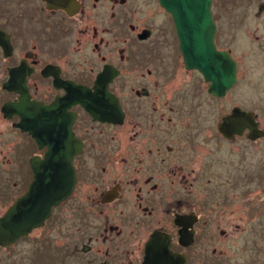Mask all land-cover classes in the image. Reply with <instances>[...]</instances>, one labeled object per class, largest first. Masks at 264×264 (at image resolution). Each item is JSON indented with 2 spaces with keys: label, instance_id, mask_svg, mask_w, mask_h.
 Masks as SVG:
<instances>
[{
  "label": "flooded vegetation",
  "instance_id": "obj_1",
  "mask_svg": "<svg viewBox=\"0 0 264 264\" xmlns=\"http://www.w3.org/2000/svg\"><path fill=\"white\" fill-rule=\"evenodd\" d=\"M185 72L221 98L186 67L160 0H0V218L24 202L47 153L68 154L74 174L45 224L0 250L62 224L51 246H65L67 264H156L154 240L171 264H264V171L232 158L264 136L221 133L244 108L216 122Z\"/></svg>",
  "mask_w": 264,
  "mask_h": 264
},
{
  "label": "water",
  "instance_id": "obj_2",
  "mask_svg": "<svg viewBox=\"0 0 264 264\" xmlns=\"http://www.w3.org/2000/svg\"><path fill=\"white\" fill-rule=\"evenodd\" d=\"M212 1L160 0V3L174 19L186 67L198 69L203 73L206 80L211 82L210 92L222 97L237 82V61L229 50L217 48V26L211 13ZM259 10H264V3L260 5ZM24 101L31 107L37 105L26 96ZM12 107L16 108V105ZM245 130L250 131L249 138L253 140L264 136L255 112L240 107H235L232 114L223 117L219 124V131L227 137L242 134ZM68 160L70 161L68 154L65 159L62 155L60 158H54L52 154L47 153L45 160L37 163L36 182L24 202L18 201L0 218L2 246L13 245L35 228L43 226L51 214L52 207L69 195L74 174L68 168ZM61 170L71 173V184L65 182ZM153 243L148 247L152 262L171 264L170 252H167V256L160 251L154 254Z\"/></svg>",
  "mask_w": 264,
  "mask_h": 264
},
{
  "label": "rangeland",
  "instance_id": "obj_3",
  "mask_svg": "<svg viewBox=\"0 0 264 264\" xmlns=\"http://www.w3.org/2000/svg\"><path fill=\"white\" fill-rule=\"evenodd\" d=\"M264 0H215V11L219 29L216 35V45L219 50H229L232 57L237 61L238 77L228 97L212 98L205 91L206 84L202 87V78L196 72L182 73L184 78L188 73L189 85L185 84V90L190 89L191 83H196V89L202 90L197 95L199 102L204 103L206 110H210L216 122L226 114L229 108L242 106L244 109L256 112L261 125L264 127V15L258 12V6ZM145 2V1H144ZM152 2V0H151ZM145 8V12L151 15L154 22H158L160 15ZM154 15V16H153ZM172 32H168L170 38ZM174 41H177L176 34H173ZM178 45V43H177ZM178 53V48H176ZM170 56V48L165 50ZM168 57V55L164 56ZM177 55L173 56L176 59ZM170 60V58H168ZM231 87V88H232ZM264 131V129H262ZM249 141H239L235 144L236 152H233V159L240 154L246 158L248 164L257 161L258 168L262 166L264 171V141L256 147L249 145ZM235 149V147H233ZM262 228L264 229V216ZM65 224V223H64ZM57 233L51 236L46 232L38 231L32 234L22 244L10 250H0V264H67L65 246H51V238L54 237L58 243L64 242L65 228L61 224ZM62 238V239H61Z\"/></svg>",
  "mask_w": 264,
  "mask_h": 264
}]
</instances>
